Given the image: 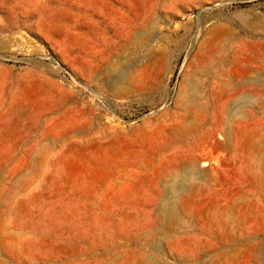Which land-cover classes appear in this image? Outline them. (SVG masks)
I'll return each instance as SVG.
<instances>
[{
    "label": "rangeland",
    "instance_id": "rangeland-1",
    "mask_svg": "<svg viewBox=\"0 0 264 264\" xmlns=\"http://www.w3.org/2000/svg\"><path fill=\"white\" fill-rule=\"evenodd\" d=\"M0 264H264V0H0Z\"/></svg>",
    "mask_w": 264,
    "mask_h": 264
}]
</instances>
